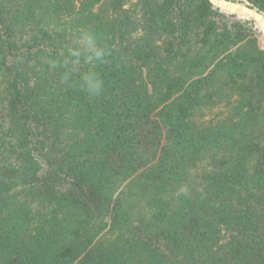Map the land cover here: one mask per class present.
<instances>
[{
    "label": "trees",
    "instance_id": "1",
    "mask_svg": "<svg viewBox=\"0 0 264 264\" xmlns=\"http://www.w3.org/2000/svg\"><path fill=\"white\" fill-rule=\"evenodd\" d=\"M83 31L108 55L64 83ZM0 264H264L256 21L209 0H0Z\"/></svg>",
    "mask_w": 264,
    "mask_h": 264
},
{
    "label": "clouds",
    "instance_id": "2",
    "mask_svg": "<svg viewBox=\"0 0 264 264\" xmlns=\"http://www.w3.org/2000/svg\"><path fill=\"white\" fill-rule=\"evenodd\" d=\"M106 55H108L107 49L98 45L95 34L87 31L81 32L73 45L67 48V56L63 61V67L66 69L62 76L63 82L67 83L70 80L72 73L76 71L82 61L91 65L95 62H103ZM49 63L53 69L58 67L55 61ZM81 80L83 88L89 95L99 96L102 93L104 82L97 73H85ZM181 192L187 194V189H181Z\"/></svg>",
    "mask_w": 264,
    "mask_h": 264
},
{
    "label": "water",
    "instance_id": "3",
    "mask_svg": "<svg viewBox=\"0 0 264 264\" xmlns=\"http://www.w3.org/2000/svg\"><path fill=\"white\" fill-rule=\"evenodd\" d=\"M214 7L219 8L223 11L238 14L240 16L252 17L258 28L264 35V13L258 8L254 7L247 0H209Z\"/></svg>",
    "mask_w": 264,
    "mask_h": 264
},
{
    "label": "rangeland",
    "instance_id": "4",
    "mask_svg": "<svg viewBox=\"0 0 264 264\" xmlns=\"http://www.w3.org/2000/svg\"><path fill=\"white\" fill-rule=\"evenodd\" d=\"M257 27H258V25H257ZM259 29V28H258ZM260 30V29H259ZM261 31V30H260ZM261 33H262V31H261ZM262 35H263V33H262ZM263 38H264V35H263Z\"/></svg>",
    "mask_w": 264,
    "mask_h": 264
}]
</instances>
